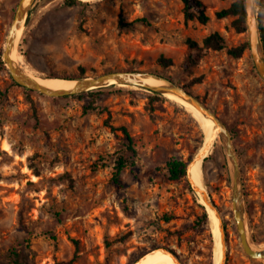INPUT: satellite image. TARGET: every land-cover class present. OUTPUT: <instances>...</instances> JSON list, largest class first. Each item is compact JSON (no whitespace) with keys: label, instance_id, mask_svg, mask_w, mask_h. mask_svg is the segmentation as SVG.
<instances>
[{"label":"rangeland","instance_id":"1","mask_svg":"<svg viewBox=\"0 0 264 264\" xmlns=\"http://www.w3.org/2000/svg\"><path fill=\"white\" fill-rule=\"evenodd\" d=\"M201 1L210 15L204 25L184 21L180 0H37L15 55L43 78L77 77L80 68L86 77L141 71L199 97L231 133L248 240L263 249L264 81L248 49L240 58L208 50L195 66L183 67L189 38L201 43L218 31L227 48L248 44L234 16H215L235 0ZM18 2L0 0L1 59ZM77 95L27 89L0 64V264H133L157 249L181 264H213L205 206L187 176L170 180L166 172L169 158L189 164L200 150V123L168 96L145 89L109 85ZM121 126L137 156L116 185L115 162L126 146ZM205 158L203 183L222 216L225 264H264L242 249L218 136Z\"/></svg>","mask_w":264,"mask_h":264},{"label":"water","instance_id":"2","mask_svg":"<svg viewBox=\"0 0 264 264\" xmlns=\"http://www.w3.org/2000/svg\"><path fill=\"white\" fill-rule=\"evenodd\" d=\"M36 2L37 0H19L12 23L9 27V31L6 36L5 46L2 52V61L4 62V65L8 68L12 80L27 89L37 91L41 94L51 97H65L77 95L83 92L92 91L109 85L130 86L134 88L149 90L153 93L161 94L164 96L166 94H172L182 99L186 103L190 104L191 106L195 107L205 118L211 119L214 122L216 134L220 139L227 163H229L232 189V211L236 227L239 233L242 249L253 260L264 259V249L254 250L253 248H251V243L248 240L245 215L246 210L245 203L243 200L241 169L239 165L238 156L233 145L231 133L228 127L226 126L225 122L215 113V111H213V109H211L205 102H203L192 92L188 91L182 86L175 84L174 82L168 80L165 77L153 73L128 70L114 71L99 75L97 77H85L81 79H76L74 80L76 81V84L69 89H52L39 83L27 72H25L23 68L20 67V65H18L12 59V52L13 50H15L17 34L20 30L23 31L27 18L31 10L35 6ZM258 2L259 0H244V13L246 32L248 35V50L250 52L254 67L258 75L264 81V53L262 50L260 30L257 19ZM147 78H155L157 80L163 81L164 84L157 86L151 85L145 81V79ZM213 144L214 143L210 145L209 141L207 143L203 142L202 147L187 166V177L189 166L193 164L197 159H204L205 157H207V151L209 150L210 146L213 147ZM190 185L194 191H197L196 187L192 183H190ZM203 198L218 216L219 230L221 233V243L223 246V256L221 264H225L226 241L222 219L215 203L211 200L208 191L206 196L203 195ZM162 250L170 254L177 264H181L177 256L171 251H167L164 249ZM144 256H142L133 264H138V262Z\"/></svg>","mask_w":264,"mask_h":264},{"label":"trees","instance_id":"3","mask_svg":"<svg viewBox=\"0 0 264 264\" xmlns=\"http://www.w3.org/2000/svg\"><path fill=\"white\" fill-rule=\"evenodd\" d=\"M78 0H68V4L72 5L77 3ZM182 4V13L184 17V21L186 23L197 20L200 24H207L210 21V15L207 13L206 6L201 0H180ZM259 10H258V25L260 30L261 44L262 50L264 53V2H259ZM215 16L219 19L234 16L235 19L232 22L234 28L238 32H246L245 26V13H244V0H235L230 3L227 8L221 9L215 13ZM187 44L189 47V54L187 58L183 62V67L189 70L191 67L195 66L200 59L203 57L204 53L208 50H226L229 55L233 58H240L244 52L248 49L247 43H242L236 47L227 48L224 37L218 31H214L203 38L202 42L199 43L195 40L188 39ZM22 51V50H21ZM160 61L164 65H169L170 61L163 59L161 57ZM0 64L3 65L4 62L1 59L0 55ZM85 70L80 68V74L77 77L64 76L61 77L63 79L68 80H76L85 78ZM183 88H186L183 86ZM100 89V88H99ZM94 93V92H90ZM80 96V95H76ZM120 130L124 138L126 140V146L120 156L117 158L114 166L112 181L116 185H120L121 176L128 167L135 166V158L137 156V149L135 145L134 138L129 133L128 129L125 126H121L117 128ZM208 158H205L204 161H207ZM187 166L188 162L183 158L171 157L166 161V172L167 176L170 180H178L187 176ZM2 179V175L0 172V180ZM204 217L207 218V213H204ZM251 224V221L249 220ZM54 238V237H53ZM256 239V236L253 235V240ZM11 255L18 257V253L16 250L11 251Z\"/></svg>","mask_w":264,"mask_h":264},{"label":"bare ground","instance_id":"4","mask_svg":"<svg viewBox=\"0 0 264 264\" xmlns=\"http://www.w3.org/2000/svg\"><path fill=\"white\" fill-rule=\"evenodd\" d=\"M20 33H21V30L17 34V41L15 44V49H16V45H17L19 38H20ZM12 59L18 65H20V67H22L23 70L25 72H27L31 77H33L39 83H41V84H43L49 88H52V89H69V88H72L76 84V81H74V80H66L63 78H51L50 79V78H43V77L36 76L29 69H27L26 67L23 66L22 62L16 57L15 50H13V52H12ZM145 81L151 85H154V86L164 84L163 81L157 80L155 78H147V79H145ZM166 96H168L174 102H176V103L180 104L182 107H184L185 110L188 111L194 117V119H196V121H198L200 123V125L202 126V129L204 131V135H205V141L204 142L207 143L209 141L210 145L212 143H214L217 134H216V131L214 128V122L211 119L205 118L195 107L186 103L185 101L178 98L177 96L172 95V94H166ZM211 148H212V146L209 147L207 154ZM202 160H203L202 158L197 159L193 164H191L189 166L188 180L190 181V183H192L196 187V189H197L196 193L199 196L202 204L205 206L207 214H208L209 224L211 227V232H212V237H213V242H214V245H213V264H221L222 263V256H223V246L221 243V233L219 230V219H218V216L216 215L215 211L205 202V200L203 198V195L206 196L207 190H206L205 185L203 183V177H202V171H201ZM251 248H253L254 250H261L259 247H255L252 244H251ZM138 264H177V263L175 262V260L173 259V257L170 254H168L167 252H165L161 249H157V250H154V251L146 254L138 262Z\"/></svg>","mask_w":264,"mask_h":264}]
</instances>
